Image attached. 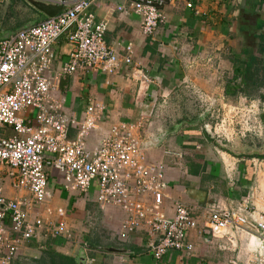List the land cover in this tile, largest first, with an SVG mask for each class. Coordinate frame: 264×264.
<instances>
[{
	"label": "crops",
	"instance_id": "crops-1",
	"mask_svg": "<svg viewBox=\"0 0 264 264\" xmlns=\"http://www.w3.org/2000/svg\"><path fill=\"white\" fill-rule=\"evenodd\" d=\"M91 12L97 21L109 25L107 45L121 55L126 46L133 47L134 61L150 83L134 77L133 69L124 65L115 75L97 72L85 77L77 73L62 78L59 94L70 116L82 119L91 103H101L105 108L98 129L87 139L88 147H99L116 124L142 123L140 134L148 161L161 163L166 169V215L173 216L174 200L190 209L199 229L209 221V206L233 209L248 203L256 216L264 214V159L238 157L228 164L223 154L225 167H221L212 152L203 150L201 133L195 128L198 124H192L202 114H189L245 99L264 109L258 96H226L230 83L238 78V61L247 59L244 53L257 55V35L261 32L256 30V16L264 15V1L178 0L164 9L166 24L151 37L143 35L142 19L126 0H96ZM1 15L3 35L32 23L26 20L17 26L19 16H42L26 0H0ZM70 47L65 39L55 46L54 74L68 61ZM237 81L241 83V78ZM180 123L183 126L176 134L168 136L160 147H152L154 139ZM169 149L182 157L168 156ZM9 190L12 199L26 195L11 187ZM51 192V206L68 213L74 239L42 237L26 244L13 264H78L82 252L85 264H264L263 233L254 230L250 235L243 234L233 250L222 251L217 241L199 229L189 234L194 245L192 254L169 251L157 263L147 250L149 237L144 231L126 240L120 238L118 232L127 218L123 211L113 207L101 210L95 195L90 200L88 196L76 198L58 185Z\"/></svg>",
	"mask_w": 264,
	"mask_h": 264
},
{
	"label": "built area",
	"instance_id": "built-area-1",
	"mask_svg": "<svg viewBox=\"0 0 264 264\" xmlns=\"http://www.w3.org/2000/svg\"><path fill=\"white\" fill-rule=\"evenodd\" d=\"M177 1L126 0L141 17L146 37L166 24L164 9ZM95 2L72 1L56 17L0 39V182L10 179L12 189L26 193L8 198L0 186V264H13L26 244L42 237L74 239L68 213L51 206L53 171L63 178L65 191L87 197L94 189L101 210L123 211L127 218L118 232L120 238L144 231L149 237L147 250L157 263L169 251L194 252L189 234L199 229L198 224L181 201H173L172 217L166 215V169L148 161L140 134L143 124H116L99 147L92 149L87 139L98 129L104 106L91 103L82 119L66 112L59 94L65 76L115 75L124 65L133 69L134 77L150 83L135 63L131 45L121 55L105 43L109 25L97 21L91 12ZM61 39L71 46V52L54 74V48ZM167 155L182 157L170 151ZM206 210L209 221L199 231L217 241L222 251L233 250L243 234L254 230L264 234V214L256 216L248 203Z\"/></svg>",
	"mask_w": 264,
	"mask_h": 264
},
{
	"label": "rangeland",
	"instance_id": "rangeland-1",
	"mask_svg": "<svg viewBox=\"0 0 264 264\" xmlns=\"http://www.w3.org/2000/svg\"><path fill=\"white\" fill-rule=\"evenodd\" d=\"M32 13V12H31ZM30 12L29 16H32ZM2 18V15L0 16ZM25 16H19L16 20L17 26L21 25L22 22L28 20L32 23L43 19L42 16H37L34 18L28 17L24 19ZM4 36L0 34V38ZM252 105L254 106L252 108ZM261 105V104H260ZM256 102L253 103L250 100H241L237 102H231L226 104L224 107H216L215 109H211L207 115L208 109H203L199 112L189 113L190 115H198L206 114V118L195 128L199 129L201 136L199 137L203 142V150L205 149L210 153V155L214 154L216 163L221 165V167H225L223 165V161L225 163V159L222 158L223 154H226L224 158L228 160V164L231 163L232 158L238 159L230 152L221 149L216 145L214 140L208 139L205 136V128L209 127L213 132L216 133L220 140H222L225 144L231 146L234 150H237L233 145L235 139L242 140V147L248 146L250 149H264V109ZM94 132V131H93ZM92 132V133H93ZM207 135V134H206ZM167 145H165L164 149ZM170 152H177L169 149ZM222 155V156H221ZM221 158H220V157ZM240 159V158H239ZM10 185L11 180L7 179L6 182H0V186L4 188L5 196L9 198L11 196L10 193ZM63 187L65 185L63 178L56 172L53 171V178H51L49 184V190L55 188V186ZM94 189L91 190L88 194V200L94 198ZM16 195V194H15ZM18 195V193H17ZM14 197V196H13ZM76 198L79 197V194H76ZM166 204L164 205V207Z\"/></svg>",
	"mask_w": 264,
	"mask_h": 264
},
{
	"label": "water",
	"instance_id": "water-1",
	"mask_svg": "<svg viewBox=\"0 0 264 264\" xmlns=\"http://www.w3.org/2000/svg\"><path fill=\"white\" fill-rule=\"evenodd\" d=\"M72 1H75V0H26V2L36 12H38L40 15H42V17H45L46 19L47 18H54L57 15H59L60 13H62L67 8L68 4ZM33 25H35V23H31V24L23 27L20 30L27 29ZM20 30H18V31H20ZM18 31H16V32H18ZM16 32H11L7 35H4L0 39H2V40L7 39L11 35H14ZM210 110L211 109L207 110V112H206L207 115L210 112ZM207 115L203 114L202 116L199 117L198 120L192 122V124L197 125V124L201 123L202 121H204V119L206 118ZM182 126H183V124L180 123V124L176 125L173 130H171V131L168 130V131L160 134L156 139H154L152 147H156V148L160 147L168 136L176 134L182 128ZM205 133L207 134V136L211 140H214V142L216 143V145L218 147L230 152L235 157H255V156L264 157V149H250L248 146L242 147V140L241 139H235L234 140L233 145L237 149V150H234L231 146H229L228 144H225L222 140H220L219 137L217 136V134L215 132H213L209 127L205 128ZM85 263H86V259L84 257V252H82V255L79 258L78 264H85Z\"/></svg>",
	"mask_w": 264,
	"mask_h": 264
},
{
	"label": "trees",
	"instance_id": "trees-1",
	"mask_svg": "<svg viewBox=\"0 0 264 264\" xmlns=\"http://www.w3.org/2000/svg\"><path fill=\"white\" fill-rule=\"evenodd\" d=\"M264 1V0H263ZM257 31L261 33L257 35L259 39V48L257 55L253 52L246 51L244 54L247 58L244 62H239L238 78L235 77L233 83H230L226 96L234 98L242 95L247 98L259 97L260 102L264 103V15H257ZM237 64V63H235ZM241 78V83H238V79ZM263 90V92H261ZM259 92V93H258ZM209 139V137L205 134ZM239 158H260L264 157H239ZM53 264H70L66 262H60Z\"/></svg>",
	"mask_w": 264,
	"mask_h": 264
}]
</instances>
